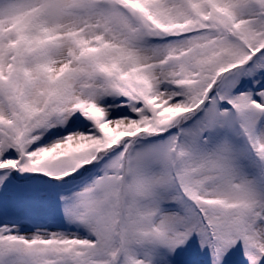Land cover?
Here are the masks:
<instances>
[{"label":"snow or ice","instance_id":"1","mask_svg":"<svg viewBox=\"0 0 264 264\" xmlns=\"http://www.w3.org/2000/svg\"><path fill=\"white\" fill-rule=\"evenodd\" d=\"M0 264H264V0H0Z\"/></svg>","mask_w":264,"mask_h":264}]
</instances>
